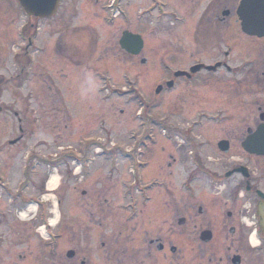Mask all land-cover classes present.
<instances>
[{"label":"flooded vegetation","instance_id":"1","mask_svg":"<svg viewBox=\"0 0 264 264\" xmlns=\"http://www.w3.org/2000/svg\"><path fill=\"white\" fill-rule=\"evenodd\" d=\"M74 1L73 14L58 21L60 35L73 19L79 43L86 32L97 37L95 26L104 28L126 62L172 76L158 84L172 80L165 91L178 81H203L211 103L204 102L198 122L214 154L179 163L173 146H96L83 137L57 155L73 156L58 167L67 183H78L58 197L55 213L40 195H26L28 184L5 195L0 264L5 243L17 251L8 264H264V155L243 146L264 126V31L243 28V0ZM91 11L86 23L82 16ZM125 33L136 36L138 54L121 46ZM180 72L189 75L175 77ZM98 158L107 164L93 169ZM31 203L35 214L21 218ZM5 228L15 231L10 241Z\"/></svg>","mask_w":264,"mask_h":264},{"label":"rangeland","instance_id":"2","mask_svg":"<svg viewBox=\"0 0 264 264\" xmlns=\"http://www.w3.org/2000/svg\"><path fill=\"white\" fill-rule=\"evenodd\" d=\"M74 3L66 0L53 18L36 21L26 16L17 0H0V186L18 190L28 184L26 195L48 200L53 213L58 197L63 191L72 194L78 181L67 183L62 169L53 172L48 167L70 161L71 155L56 156L64 147L78 146L83 137L95 138L96 146H173L179 163L214 154L206 144L207 127L198 122L204 104L210 102H205L203 81H178L172 90L156 94L157 84L172 76L130 58L126 62L104 28L95 26L97 37L86 32L79 43L73 19L69 31L60 35L58 21L69 19ZM92 13L84 12L82 19L91 22ZM101 70L105 77L94 75ZM79 161L86 170L88 162L78 157ZM94 163L93 169L107 164L100 158ZM52 179L56 190L48 187ZM1 193L0 209L7 211L8 189ZM14 232L5 234L6 241ZM11 247L5 243L2 248L4 264L17 252Z\"/></svg>","mask_w":264,"mask_h":264},{"label":"water","instance_id":"3","mask_svg":"<svg viewBox=\"0 0 264 264\" xmlns=\"http://www.w3.org/2000/svg\"><path fill=\"white\" fill-rule=\"evenodd\" d=\"M18 2L29 17L33 16L40 19L51 18L57 12L60 4V0H18ZM238 13L245 30L251 33L256 31V29L264 31V0H243ZM135 38V35L125 33L120 44L129 52L138 54V50L134 48L136 45ZM179 75H185V73L176 74V76ZM167 86L169 88L172 87L173 82H168ZM161 90L162 86H158L156 94L160 93ZM243 146L249 152L264 155V126L259 127L257 133L249 136ZM259 216L261 227L264 231V203L259 206Z\"/></svg>","mask_w":264,"mask_h":264},{"label":"bare ground","instance_id":"4","mask_svg":"<svg viewBox=\"0 0 264 264\" xmlns=\"http://www.w3.org/2000/svg\"><path fill=\"white\" fill-rule=\"evenodd\" d=\"M57 186V181L55 179H52L48 182V187L51 188L52 190L55 189V187ZM33 209L32 208H28L27 210H25L24 212H21V216H24L26 215L27 213H29V211H32ZM52 222H56V218H54L52 220ZM253 242L255 243L256 241L253 240Z\"/></svg>","mask_w":264,"mask_h":264}]
</instances>
